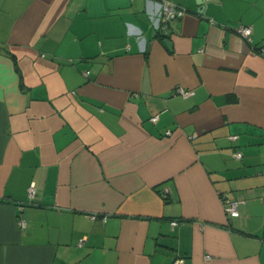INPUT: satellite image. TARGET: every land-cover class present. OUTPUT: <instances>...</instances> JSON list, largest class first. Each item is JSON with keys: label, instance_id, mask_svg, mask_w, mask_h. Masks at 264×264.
<instances>
[{"label": "crops", "instance_id": "0c3cea01", "mask_svg": "<svg viewBox=\"0 0 264 264\" xmlns=\"http://www.w3.org/2000/svg\"><path fill=\"white\" fill-rule=\"evenodd\" d=\"M197 2L0 0V264H264V0Z\"/></svg>", "mask_w": 264, "mask_h": 264}, {"label": "built area", "instance_id": "2783aa9c", "mask_svg": "<svg viewBox=\"0 0 264 264\" xmlns=\"http://www.w3.org/2000/svg\"><path fill=\"white\" fill-rule=\"evenodd\" d=\"M160 18L162 19L163 22H168L169 20H171L172 18L175 17V15L178 13V10L177 8L167 2V1H164L160 4ZM251 29L250 28H243L240 30V34L243 36V38L247 41V42H250L251 41ZM260 53L264 54V49H260ZM85 75H88V72H85ZM178 93L181 94L182 96L184 97H187V96H190L192 94V92H189V91H185V90H182V89H179L178 90ZM152 122H156L157 121V116H154L150 119ZM231 139H236V137H231ZM234 157L235 158H240L241 157V154L240 153H235L234 154ZM34 193V188L31 186L29 187L28 189V195L29 197H32ZM222 200H223V204H224V211H225V214L228 218H235L239 215V212H238V208H239V203L240 201L238 199H233V198H230L229 194L227 193H224L222 194ZM91 219H95V216H92ZM103 221H105V219H103ZM20 226L23 225V222L20 221L19 222ZM177 225V222L176 221H172L171 222V226L174 227ZM171 264H185V259L184 258H176L173 260V262Z\"/></svg>", "mask_w": 264, "mask_h": 264}, {"label": "water", "instance_id": "95a60500", "mask_svg": "<svg viewBox=\"0 0 264 264\" xmlns=\"http://www.w3.org/2000/svg\"><path fill=\"white\" fill-rule=\"evenodd\" d=\"M206 0H199V2H197L200 6H202V4L205 2Z\"/></svg>", "mask_w": 264, "mask_h": 264}, {"label": "trees", "instance_id": "16d2710c", "mask_svg": "<svg viewBox=\"0 0 264 264\" xmlns=\"http://www.w3.org/2000/svg\"><path fill=\"white\" fill-rule=\"evenodd\" d=\"M262 237H264V235H262Z\"/></svg>", "mask_w": 264, "mask_h": 264}]
</instances>
